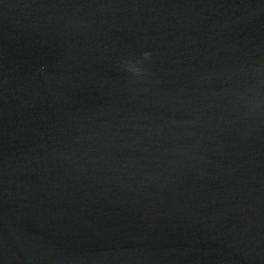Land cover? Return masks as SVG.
<instances>
[{"label":"water","instance_id":"1","mask_svg":"<svg viewBox=\"0 0 264 264\" xmlns=\"http://www.w3.org/2000/svg\"><path fill=\"white\" fill-rule=\"evenodd\" d=\"M0 264H264V0H0Z\"/></svg>","mask_w":264,"mask_h":264},{"label":"clouds","instance_id":"2","mask_svg":"<svg viewBox=\"0 0 264 264\" xmlns=\"http://www.w3.org/2000/svg\"><path fill=\"white\" fill-rule=\"evenodd\" d=\"M150 58H151V53H144V59H150ZM128 69L130 71L136 73L137 75L143 74V70L141 68L137 67L136 65L129 64Z\"/></svg>","mask_w":264,"mask_h":264}]
</instances>
